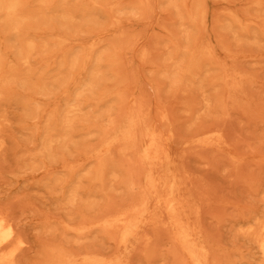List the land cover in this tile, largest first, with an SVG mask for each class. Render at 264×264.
Returning a JSON list of instances; mask_svg holds the SVG:
<instances>
[{"label":"rangeland","instance_id":"1","mask_svg":"<svg viewBox=\"0 0 264 264\" xmlns=\"http://www.w3.org/2000/svg\"><path fill=\"white\" fill-rule=\"evenodd\" d=\"M261 2L20 0L16 19L0 9V209L23 242L10 264H191L156 225L121 246L102 224L146 184L139 154L124 158L119 144L98 168L120 131L109 121L131 110L172 161L154 176L175 179L178 202L200 214L207 264H260L249 228L264 216ZM154 201L147 213L166 218Z\"/></svg>","mask_w":264,"mask_h":264},{"label":"bare ground","instance_id":"2","mask_svg":"<svg viewBox=\"0 0 264 264\" xmlns=\"http://www.w3.org/2000/svg\"><path fill=\"white\" fill-rule=\"evenodd\" d=\"M261 0H254V4L261 6ZM0 9L10 19H16L20 11V0H0ZM34 44L28 43V51L33 49ZM208 55V52L206 53ZM195 54L191 56V65L195 60L202 56ZM189 68L185 69L188 71ZM236 87V86H235ZM142 108V106H141ZM140 109V107H139ZM143 110V109H140ZM133 111L121 121H109V129H117L120 131L118 135L112 137L109 135L106 142L101 145V158L99 161V171L102 173L107 167V159L110 156V149L114 144H119L117 151L120 156L127 158L132 153H138L140 162L137 164L139 169L145 172V185L141 190V198L139 203L133 206L130 210L117 211L116 213L106 217L102 224L105 229L120 230L119 243L121 246H126L129 240L137 235L138 230L144 225H156L157 228L163 229L165 232H170L175 235V241L179 244L180 249L188 258L191 264H207L208 262V246L203 238L201 229L196 224V220L200 216L197 210H185L183 204L178 202L175 197L179 190L178 183L175 179L159 180L154 176L164 167L171 164L170 158L165 155L162 158L157 157L158 154L163 153L165 146L158 140L160 137L156 135L155 128L145 123V112H138L133 115ZM163 122L169 121V115L162 114ZM120 134V135H119ZM142 138L140 143L139 139ZM211 143H221L222 137L217 134L214 138L209 140ZM210 143V144H211ZM209 144V143H208ZM99 152V153H100ZM134 167V164L130 166ZM124 181L127 188L135 189V182L127 175ZM166 188L165 200L158 201V190ZM155 199V206L153 209H162L166 211V218L162 215L148 214V209L151 206L150 202ZM159 203V204H156ZM154 206V205H153ZM152 208V207H151ZM190 219L191 222H187ZM250 230L256 234V241L258 243L259 253L261 254L260 264H264V216L257 223V226H250ZM145 245H150L148 239H144ZM23 242L18 235L15 225L10 219L9 214L5 209H0V264H10L18 252L19 245ZM85 264H109L105 261L90 258L85 260Z\"/></svg>","mask_w":264,"mask_h":264}]
</instances>
